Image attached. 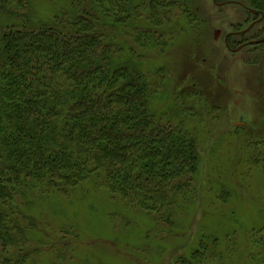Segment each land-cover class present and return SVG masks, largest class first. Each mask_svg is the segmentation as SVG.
I'll use <instances>...</instances> for the list:
<instances>
[{"label":"trees","instance_id":"16d2710c","mask_svg":"<svg viewBox=\"0 0 264 264\" xmlns=\"http://www.w3.org/2000/svg\"><path fill=\"white\" fill-rule=\"evenodd\" d=\"M221 1L264 14V0ZM195 2L55 0L54 11L40 20L32 0H0V264H35L23 247L17 198L24 190L66 193L90 181L177 227L178 200H185L199 170L197 139L181 122H161L151 108L159 75L137 61L143 59L138 52L166 44L173 20H197L190 9ZM253 27L235 30L233 46L259 39L249 36ZM255 143L246 145L257 157L263 150ZM253 163L264 170V156ZM251 231L246 255L264 264V237L256 227L249 237ZM206 238L219 250L217 258L225 256L222 239ZM201 241L190 252L194 261L179 255L176 262L207 264L209 246Z\"/></svg>","mask_w":264,"mask_h":264},{"label":"rangeland","instance_id":"374dc122","mask_svg":"<svg viewBox=\"0 0 264 264\" xmlns=\"http://www.w3.org/2000/svg\"><path fill=\"white\" fill-rule=\"evenodd\" d=\"M54 2L32 0L35 18L47 20ZM195 4L190 9L196 8V21L173 20L172 40L166 34V44L138 52L143 59L137 61L159 75L151 108L161 122H181L197 139L199 170L185 200H178L177 227L171 230L90 181L66 193L24 190L17 198L23 247L35 264H178L179 255L194 261L189 255L201 240L209 246L207 264H252L246 255L254 236L249 228L264 237V170L253 163L264 156V42L232 51L239 39L231 35L254 25L248 35L263 37L264 14L221 0ZM251 140L263 150L257 157L246 145ZM210 235L222 239V258ZM226 235L231 249L225 248L231 244Z\"/></svg>","mask_w":264,"mask_h":264},{"label":"water","instance_id":"95a60500","mask_svg":"<svg viewBox=\"0 0 264 264\" xmlns=\"http://www.w3.org/2000/svg\"><path fill=\"white\" fill-rule=\"evenodd\" d=\"M214 1V0H213ZM249 11L252 13V14H257L258 12L257 11H255L254 9H249ZM254 23H252L251 25H250V27L253 25ZM249 27V28H250ZM247 30V29H246ZM220 33V31L218 30V29H215L214 30V38H217V36H218V34ZM264 41V37L263 38H261V39H257V40H251V41H249V42H247V43H245V44H242V45H240V46H238V47H236V48H234V49H232V51H237V50H239V49H241L243 46H245L246 44H258V43H260V42H263ZM228 47V46H227Z\"/></svg>","mask_w":264,"mask_h":264},{"label":"flooded vegetation","instance_id":"af4514ba","mask_svg":"<svg viewBox=\"0 0 264 264\" xmlns=\"http://www.w3.org/2000/svg\"><path fill=\"white\" fill-rule=\"evenodd\" d=\"M244 43H246V42H244ZM234 49V48H233Z\"/></svg>","mask_w":264,"mask_h":264}]
</instances>
